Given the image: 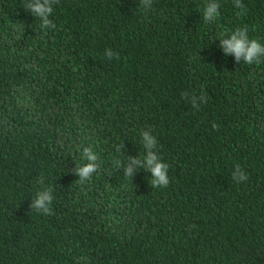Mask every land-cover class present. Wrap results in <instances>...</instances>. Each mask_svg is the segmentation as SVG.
<instances>
[{
	"label": "trees",
	"instance_id": "1",
	"mask_svg": "<svg viewBox=\"0 0 264 264\" xmlns=\"http://www.w3.org/2000/svg\"><path fill=\"white\" fill-rule=\"evenodd\" d=\"M30 2L0 0V264H264V57L222 47L264 45V0H58L47 29ZM149 129L163 188L125 176Z\"/></svg>",
	"mask_w": 264,
	"mask_h": 264
},
{
	"label": "clouds",
	"instance_id": "2",
	"mask_svg": "<svg viewBox=\"0 0 264 264\" xmlns=\"http://www.w3.org/2000/svg\"><path fill=\"white\" fill-rule=\"evenodd\" d=\"M58 0H31L28 7L31 9L32 14L38 17L42 23L40 28L47 29L49 26L56 28V24L48 19L49 15L53 13L52 4L57 3ZM236 7L242 9L236 13L237 16L246 15L247 8L241 0H235ZM217 15V5L212 3H206L204 7V20L205 22H210ZM222 47L226 54H234L237 62L244 59L245 63H259L260 58L264 57V45H262L257 39H250L248 35L247 26L238 27L231 34L230 39L222 40ZM107 55L109 58L112 56L111 50H108ZM119 59V57H117ZM217 126L213 124V128ZM153 129L145 130L140 133L141 141L144 149L146 150V155L142 156L141 159L131 158L129 163L125 166V176L132 177L134 172V166H143L146 164L147 170L152 175L151 185L153 188H163L169 184L168 170L169 164L163 162V158L158 155L155 151L157 147V138L152 134ZM119 151V148L117 149ZM85 159L88 161L83 167L78 169V174L83 182L86 178L91 179V174L97 169V155L91 150V148L85 147L83 149ZM143 161V164H142ZM117 166L121 164V160L117 159L114 161ZM239 169V165H237ZM233 179L247 180V176L243 172H240L239 177L235 175ZM51 187L39 192L38 198L34 201V207L36 209H41L47 215L52 214V209L49 207L53 201Z\"/></svg>",
	"mask_w": 264,
	"mask_h": 264
}]
</instances>
